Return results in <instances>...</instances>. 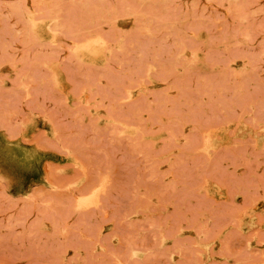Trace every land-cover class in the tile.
I'll return each instance as SVG.
<instances>
[{"label": "rangeland", "instance_id": "374dc122", "mask_svg": "<svg viewBox=\"0 0 264 264\" xmlns=\"http://www.w3.org/2000/svg\"><path fill=\"white\" fill-rule=\"evenodd\" d=\"M0 264H264V0H0Z\"/></svg>", "mask_w": 264, "mask_h": 264}, {"label": "bare ground", "instance_id": "6f19581e", "mask_svg": "<svg viewBox=\"0 0 264 264\" xmlns=\"http://www.w3.org/2000/svg\"><path fill=\"white\" fill-rule=\"evenodd\" d=\"M95 50H96V49H95ZM95 50H92V51H94L95 53H98V52H96ZM89 52H90V51H89ZM95 53H94V54H95ZM92 55H93V54H92ZM96 55H97V54H96Z\"/></svg>", "mask_w": 264, "mask_h": 264}]
</instances>
